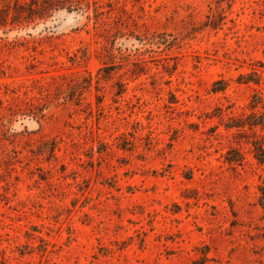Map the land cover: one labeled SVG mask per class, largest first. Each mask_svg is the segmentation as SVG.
Instances as JSON below:
<instances>
[{"label": "rangeland", "instance_id": "obj_1", "mask_svg": "<svg viewBox=\"0 0 264 264\" xmlns=\"http://www.w3.org/2000/svg\"><path fill=\"white\" fill-rule=\"evenodd\" d=\"M43 1L0 0V264H264V0ZM117 33L176 45L98 80Z\"/></svg>", "mask_w": 264, "mask_h": 264}, {"label": "trees", "instance_id": "obj_2", "mask_svg": "<svg viewBox=\"0 0 264 264\" xmlns=\"http://www.w3.org/2000/svg\"><path fill=\"white\" fill-rule=\"evenodd\" d=\"M222 0H216V8L219 9V6L221 4ZM52 3L51 0H46L42 2V5H37V9H39V12L34 13L33 10L28 8V17L33 18L34 16L40 17L43 13H46V9L48 6H50ZM74 5V4H72ZM62 8V7H61ZM67 12H76L81 17L85 15L84 8L81 6H65L64 7ZM56 9V8H54ZM219 16L214 15V9L213 13H210L206 16V20L204 22V26L209 28H215L217 26V22L219 21ZM58 28L59 26L57 24H48V26H45L42 28V31L45 33H50L53 31V29ZM27 35H31V33H27ZM167 34H159L157 36H153V39L156 38L157 40H163L164 42H161L163 46H165V50H170L176 45L175 38L166 40ZM152 36V35H151ZM169 36V34H168ZM150 37V36H149ZM146 36L142 35H133V36H123L121 33L115 34L112 39L108 42V46L106 47V60L107 62L103 63V66L99 69L98 74V80H108L110 79V75H112V71L115 68H118L122 65L123 61H128L129 59H132V57H136L137 62L140 64H144L146 62L147 58H150V55H153L156 53V50H161V43L154 47V44L148 41V38ZM143 46L142 48L140 47ZM156 49V50H155ZM255 78H248L245 79L246 82H252L254 84H258L260 81V75L256 72L254 73ZM90 83V82H89ZM88 83V84H89ZM219 82H217L215 85H217ZM220 90L222 88H219ZM122 93V90L120 89L118 94ZM262 103V98L260 96H253V99L251 100V108L256 107L259 103ZM254 115V113H253ZM264 115V113H262ZM237 123V124H236ZM264 122H258L257 120H252L251 122L247 123L249 128H253L256 125H261ZM244 126L243 121H236L235 124H231L229 127H236V128H242ZM253 149L255 151V158L259 163H264V147L259 142V140L253 141ZM260 195L258 198L259 205L264 209V186H261L259 188Z\"/></svg>", "mask_w": 264, "mask_h": 264}]
</instances>
